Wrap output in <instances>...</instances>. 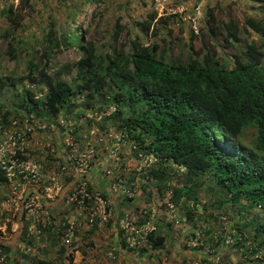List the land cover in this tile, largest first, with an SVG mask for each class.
Wrapping results in <instances>:
<instances>
[{
	"label": "rangeland",
	"instance_id": "obj_1",
	"mask_svg": "<svg viewBox=\"0 0 264 264\" xmlns=\"http://www.w3.org/2000/svg\"><path fill=\"white\" fill-rule=\"evenodd\" d=\"M24 1L0 0V7L13 5L24 15V29L16 32L18 38L33 41V35L40 36L52 20L65 29L71 26L68 12L62 10L58 0H35L34 10ZM97 9L101 16L95 15ZM82 11L77 19L92 26L85 39L96 40L100 47L119 22L123 27L119 46L137 31L142 33L145 45L156 42L163 49L171 43L173 54L186 59L191 42L195 50L207 52L214 47L222 55V45H227L224 24L230 20L240 23L243 39L259 43L245 22L250 17H264V0H103L85 2ZM211 11L221 45L209 37L207 20ZM151 16L154 18L150 29L141 32L138 22L150 21ZM5 25L1 19L0 33ZM226 48V57L233 61L235 44ZM6 49L0 37L1 52ZM77 58L74 48L62 49L55 55L58 66L71 64L62 79L70 82L76 77L72 64ZM23 67H15L6 55L0 56V74ZM22 86L30 87L28 82ZM19 90L14 88L11 93ZM2 102L18 107L11 95L0 99V170L7 178L0 182V240L11 251H0V264H68L69 254L76 264H210L214 257L205 250H218V238L223 239L224 235L221 215L226 216L224 226L229 224L233 230V242H238L239 236L233 229L234 222L253 218V214L241 215L242 202L225 209L213 208L217 191L211 190L207 177L197 200L185 199V208L172 204L174 190L190 185V178L186 172L172 168L167 187L144 179V173L158 168L160 163L143 146L126 140L118 129L120 118L116 124L105 120L116 112L115 107L99 113V104L94 102L93 112L58 116H36L19 108L7 119V125L3 121L7 106ZM86 194L88 204L83 202ZM146 222L155 226L156 235L165 238L162 248L152 249L148 237L139 238L133 245L127 241L134 234L132 228H140ZM251 227L247 242L223 250L224 256L217 264H252L250 257L257 251L264 255V242L260 237L253 239L254 233H248L253 230ZM140 229L144 234L147 231L146 227ZM202 230L204 235L199 237L197 233ZM142 248L146 250L143 253Z\"/></svg>",
	"mask_w": 264,
	"mask_h": 264
},
{
	"label": "trees",
	"instance_id": "obj_2",
	"mask_svg": "<svg viewBox=\"0 0 264 264\" xmlns=\"http://www.w3.org/2000/svg\"><path fill=\"white\" fill-rule=\"evenodd\" d=\"M89 1L103 0H58L62 10L68 12L71 26L65 29L52 20L40 36L33 35V41L16 36L18 30L24 29V15L13 5L0 7V20L6 23L0 37L7 45L3 53L0 50V56L6 55L15 67L24 65L20 71L0 74V99L11 95L18 104L7 106L2 102L7 106L4 123L8 125L7 119L20 109L36 116H58L93 112L94 102L99 104V113L115 107L116 112L105 120L116 124L120 118L118 129L126 140L143 146L160 163L158 168L144 173V179L167 187L172 168L186 172L190 185L175 189L171 197L172 204L185 208L187 200L198 199L207 177L211 190L217 191L213 208L225 209L242 202L241 215L253 214L250 221L234 222L233 229L243 238L238 242H247L252 225L248 233H254V240L260 237L264 242V216L259 214L264 213V17H250L245 22L259 43L243 39L240 23L230 20L224 24L227 45H222V55L214 47L207 52L195 50L191 42L184 59L173 54L171 43L163 49L156 42L145 45L142 33L137 31H130L126 44L119 46L123 29L119 22L106 34L103 47L94 39L86 40L85 34L92 26H85L86 22L77 18ZM24 3L35 9V0ZM97 14L101 16L102 12L97 9ZM153 18L138 22L141 32L150 29ZM207 21L209 37L221 45L212 11ZM153 34L157 37L156 31ZM231 44L236 48L233 61L226 57V47ZM70 48L76 49L78 58L72 64L76 77L68 82L61 76L71 64L58 66L54 57ZM53 71L56 73L52 75ZM24 82L30 87L22 86ZM14 88L19 92L12 94ZM6 180L0 170V182ZM84 201L89 203L87 197ZM226 226L231 229L229 224ZM226 226L222 225L223 232ZM148 238L152 249L163 247L165 238L156 232ZM221 240L217 242L221 244ZM126 243L124 240V247ZM0 251L11 252L1 240ZM145 251L141 249V253ZM68 264H76L71 254Z\"/></svg>",
	"mask_w": 264,
	"mask_h": 264
},
{
	"label": "built area",
	"instance_id": "obj_3",
	"mask_svg": "<svg viewBox=\"0 0 264 264\" xmlns=\"http://www.w3.org/2000/svg\"><path fill=\"white\" fill-rule=\"evenodd\" d=\"M86 197L89 199L88 194L83 196V202H85L84 198H86ZM219 219L223 225H225L227 223L225 216H221ZM142 227H146V229H147V231H145V234H144L143 230L140 229ZM140 228H132L131 232L134 233L135 235L130 234V236H128V238H127V241L132 242V245H133V243L138 242L139 238L144 239V237L145 238L149 237V235L151 233H153L156 229L155 226H150L149 222H146V224H143ZM224 230H225V232H224V236H223V240H222L223 242L219 246H217L218 250L210 249V248H206V250H205V253H207L211 257H214V259H212L210 264H217L221 260V258H223V256H224V253L222 252L223 250L240 243V242H233V230H229L227 227H225ZM197 235L199 237L203 236L204 235L203 230L199 231V233H197ZM218 240H219V238H218ZM242 240H243V238L241 237V235H239L238 241H242ZM202 243L203 242H197V244H202ZM239 250H241V248ZM236 251H238V250H236ZM250 258L249 259L252 260V264H254L255 262L259 263V264H264V255H263V252L261 250L257 251L256 254L254 256H251Z\"/></svg>",
	"mask_w": 264,
	"mask_h": 264
},
{
	"label": "bare ground",
	"instance_id": "obj_4",
	"mask_svg": "<svg viewBox=\"0 0 264 264\" xmlns=\"http://www.w3.org/2000/svg\"><path fill=\"white\" fill-rule=\"evenodd\" d=\"M224 236V235H223ZM223 240V239H222ZM223 242V241H222Z\"/></svg>",
	"mask_w": 264,
	"mask_h": 264
}]
</instances>
